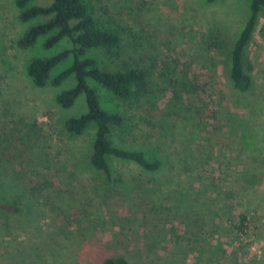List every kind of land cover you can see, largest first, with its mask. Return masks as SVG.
Here are the masks:
<instances>
[{
	"label": "rangeland",
	"instance_id": "374dc122",
	"mask_svg": "<svg viewBox=\"0 0 264 264\" xmlns=\"http://www.w3.org/2000/svg\"><path fill=\"white\" fill-rule=\"evenodd\" d=\"M52 0H32L48 5ZM114 22L121 47L100 52L113 71L147 70L145 90L124 101L93 80L101 105L119 112L114 144L157 158V170L110 158L111 180L89 162L94 129L66 130L85 112L56 100L75 84L37 86L36 57L70 48L47 35L22 47L21 36L48 20L20 19L16 0H0V264H264V11L247 47V91L229 78V55L249 16L250 0H94ZM8 196V197H7ZM21 206V205H20ZM246 216L243 230L237 225Z\"/></svg>",
	"mask_w": 264,
	"mask_h": 264
},
{
	"label": "trees",
	"instance_id": "16d2710c",
	"mask_svg": "<svg viewBox=\"0 0 264 264\" xmlns=\"http://www.w3.org/2000/svg\"><path fill=\"white\" fill-rule=\"evenodd\" d=\"M31 1L16 0L22 21L38 16L49 18L45 22L32 25L21 36L19 44L28 47L40 36L47 35L45 47H51L63 38L69 39L72 46L52 56L33 58L27 66V73L35 85L42 86L50 78L52 68L67 57H72L71 64L59 71L50 81L51 84L58 85L70 76L75 78L73 86L56 96L57 102L62 107H70L80 94H84L85 112L67 118L64 127L70 133L77 135L88 129H94L89 157L92 167L104 174L105 182L111 180L110 158L133 162L145 170H157L161 166L159 159L147 157L140 149L124 148L112 142V129L123 124V116L119 112L105 109L101 105L97 87L89 83L90 79L95 81L124 101L137 98L145 90L148 82L145 68L123 66L110 71L102 68L98 62V53H113L121 47L119 31L114 22L96 11L94 0H52L48 5H30ZM262 11H264V0H250L249 16L230 51L229 78L232 85L241 91H247L252 85L251 74L245 67V55ZM4 196L6 195L1 194L0 207L3 206L6 210L16 212L21 207H27L25 203L21 204ZM245 221L246 216L241 214L237 225L239 230H243ZM103 264H128V262L122 256H108L103 260Z\"/></svg>",
	"mask_w": 264,
	"mask_h": 264
}]
</instances>
